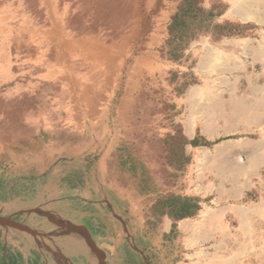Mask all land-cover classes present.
<instances>
[{"label":"rangeland","instance_id":"1","mask_svg":"<svg viewBox=\"0 0 264 264\" xmlns=\"http://www.w3.org/2000/svg\"><path fill=\"white\" fill-rule=\"evenodd\" d=\"M81 1L93 14L90 0ZM179 2L101 0L95 27L77 34L66 27L65 14L79 9L78 0H0V155H7L0 216L48 233L0 226V264H98L82 237L62 234L43 215L28 212L33 209L85 226L105 248L116 240L109 264H264V148L256 152L264 146V104H255L264 101V0H204V7L222 10L217 21L256 27L219 40L200 34L183 62H172L161 49ZM173 71L197 78L184 95H176ZM172 120L245 137L204 148L199 163L216 158L205 163L206 177L196 174L195 159L186 179L195 191L207 182L229 187L235 178L225 174L239 161L217 153L236 146L248 151L243 162L251 195L201 202L198 215L164 239L167 217L150 212V199L117 149L127 143L164 185L169 169L162 138ZM23 141V150L14 152Z\"/></svg>","mask_w":264,"mask_h":264},{"label":"trees","instance_id":"2","mask_svg":"<svg viewBox=\"0 0 264 264\" xmlns=\"http://www.w3.org/2000/svg\"><path fill=\"white\" fill-rule=\"evenodd\" d=\"M101 0H90V9L93 14L85 12L81 7V0H78L79 9L74 13L66 12L65 25L77 34L89 32L95 27L98 18L96 17V7ZM204 0H180L176 11L171 15L167 24V38L162 46V53L167 60L172 62H183L184 52L189 42L200 34H208L213 40L223 37L245 36L248 33L244 30L249 25L256 27L252 23H239L224 21L219 22L216 17L222 10H216L215 4L204 7ZM191 67V66H190ZM174 81V90L177 96L184 95L186 87L190 83L197 81L192 71L178 72L173 71L170 78ZM173 106V105H172ZM180 113L176 111L174 115ZM236 138L238 135H233ZM224 137L208 140L197 130L195 136L188 138L183 130L181 122L171 121L170 131L165 133L162 138L163 151L165 153L164 164L167 166V181L164 185L157 183L154 176L150 173L147 165L141 161L132 151L127 143H122L117 149V156L120 163L125 166L131 176L136 177V185L143 194L147 195L151 203L150 212L161 220L168 217L170 229L162 233L164 239H172L180 233L178 223L181 220L194 218L202 208L201 202L205 199L199 195L188 192L187 173L189 166L194 161V149L199 146L212 147L220 142ZM26 141L21 145L13 147L14 152L23 150ZM192 150L187 152V146ZM7 159L6 153L0 155V168ZM166 186L167 188H164ZM247 196L251 192L246 193Z\"/></svg>","mask_w":264,"mask_h":264},{"label":"crops","instance_id":"3","mask_svg":"<svg viewBox=\"0 0 264 264\" xmlns=\"http://www.w3.org/2000/svg\"><path fill=\"white\" fill-rule=\"evenodd\" d=\"M228 10L231 11V8L230 9L226 8L225 12H227ZM245 21H249V20H245ZM251 21H254V20H251ZM193 123H194V126H193L192 130L190 129V122L188 125L183 124L184 133L190 139H192L195 136L197 130L199 131L200 134L205 136V138L208 140H213L215 138H220V137H226V138H224V140L214 144L211 148H213V147L215 148V146H217V145L223 147L224 142L228 141L230 139L245 138V137H236V138L232 137L233 135H235V133H232V134L226 133V134H224L225 136L224 135L221 136V134L218 132L217 128H214V126L207 125L204 123L201 124L200 121H198L199 124L195 123V121ZM249 139H251V137ZM251 140L259 141L261 139H251ZM189 148L192 149L191 146H189ZM204 148H207L208 150H210V148H208L206 146H199L198 148L194 149L195 152H198L197 155H196V153H194V160L195 159L198 160V168L199 169H198V171L196 170V172H197L196 174L198 176L206 177L204 174L205 172L203 171L205 169L204 167L207 166L206 165L207 162L210 163L213 160H215L216 158L211 157V156H207L206 161L204 163H199L200 162L199 159L201 157V155L199 157V153H203ZM263 148H264V146L256 152L259 154V152L262 151ZM220 152L226 154V158H229V157L237 158V160L239 161V162H237V164L239 163L240 166L237 165V168H235L234 171L228 172L227 175L225 174V177L229 176V177L235 178L234 180H232V183L229 187H225L224 184H222V185L220 184L219 186H215V183L207 182L206 184L202 183L204 187H205V185H207L208 186L207 188L203 189V186H202L200 191H195L194 190L195 187L193 188V186H190L188 189V192L193 194V195L196 194V195L201 196L202 198L205 199L204 202H209L212 200H215L218 202L237 200V199L244 197V195L246 194V192L249 189V187L245 181V177L247 179L250 176L249 175V167L247 164L244 165V162H243V154H247L248 151L244 150L243 148H238L236 146H231V147L225 146L224 148H220L218 150L217 155H220L221 154ZM238 158H240V160ZM202 160H204V159H202ZM230 161H232V160H230ZM253 172H251L252 177H253ZM199 174H201V175H199ZM214 175H215V177H220V178L224 177V175L222 173H220V174L214 173ZM207 189L209 191L206 192L205 190H207ZM201 210H202V208H201ZM190 219L191 218L179 221L178 228H179V226H180L179 224H181V222H185L186 220H190ZM166 220H167L166 222H167L168 228L162 229L163 233L168 232L170 229V220L168 217ZM263 220H264V218H263ZM179 229L181 231V228H179Z\"/></svg>","mask_w":264,"mask_h":264},{"label":"water","instance_id":"4","mask_svg":"<svg viewBox=\"0 0 264 264\" xmlns=\"http://www.w3.org/2000/svg\"><path fill=\"white\" fill-rule=\"evenodd\" d=\"M28 212H36V213H38L40 215H43L44 217H46L48 219V221L54 223L56 226L61 228L62 229V231H61L62 234H66V235L72 234V235H77V236L82 237L86 247L97 258L98 264H106L105 261H104V255H103L102 251L98 248V246L96 245L95 241L92 239L90 232L88 231V229L85 226L71 224L69 222H64V221L60 220L59 218H56L51 213H49L47 211H42L40 209H33V210L28 211ZM0 226H2V227H10V228H13V229L24 231V232H26V233H28V234H30L32 236L43 237V235L48 234V233H40V232L28 227L27 225L16 221L12 217H8V216H0ZM45 247L49 249V247H47V246H45ZM54 255L57 256L58 258L61 257L57 253H55ZM65 262H67V261L65 260Z\"/></svg>","mask_w":264,"mask_h":264},{"label":"flooded vegetation","instance_id":"5","mask_svg":"<svg viewBox=\"0 0 264 264\" xmlns=\"http://www.w3.org/2000/svg\"><path fill=\"white\" fill-rule=\"evenodd\" d=\"M124 239V238H123ZM125 240V239H124ZM128 241V240H127ZM110 244L108 245V248H105L100 242H95L96 245L98 246V248L102 251L103 255H104V261L106 264H109L107 256L109 254L114 253V250L116 249V240L114 239H109L108 241ZM135 251V250H134ZM138 251V250H137ZM141 251V250H140ZM109 253V254H108ZM139 255L143 258L142 253L139 252ZM122 258H124L123 256H121ZM122 258H120V261L122 260ZM125 263H129L128 260H126L125 258L123 259Z\"/></svg>","mask_w":264,"mask_h":264},{"label":"bare ground","instance_id":"6","mask_svg":"<svg viewBox=\"0 0 264 264\" xmlns=\"http://www.w3.org/2000/svg\"><path fill=\"white\" fill-rule=\"evenodd\" d=\"M255 104H257V105L260 104L261 106H263L264 101H263V99L261 98V99H258V100L256 101ZM71 243H72V242H71ZM81 251H83L84 254H87L86 250L81 249ZM87 256L89 257V256H91V255L87 254Z\"/></svg>","mask_w":264,"mask_h":264}]
</instances>
